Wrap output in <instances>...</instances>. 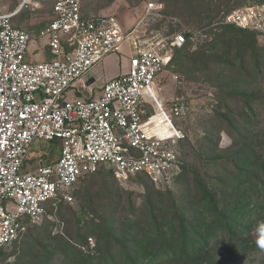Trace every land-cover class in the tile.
I'll return each mask as SVG.
<instances>
[{
    "label": "built area",
    "instance_id": "1",
    "mask_svg": "<svg viewBox=\"0 0 264 264\" xmlns=\"http://www.w3.org/2000/svg\"><path fill=\"white\" fill-rule=\"evenodd\" d=\"M46 6L52 19L37 37L50 59L33 61L32 35L14 17ZM145 8L158 10L160 1ZM143 19L125 29L113 13L85 15L83 0H18L0 12V250L16 243L27 223H40L49 204L71 202L78 181L102 165L170 188L178 183L186 133L175 116L182 104L166 106L155 87L186 39L148 36ZM224 21L264 36V4L235 7ZM116 53L128 58L127 67L103 83L100 95H75ZM36 140H57L58 157L26 170Z\"/></svg>",
    "mask_w": 264,
    "mask_h": 264
},
{
    "label": "rangeland",
    "instance_id": "2",
    "mask_svg": "<svg viewBox=\"0 0 264 264\" xmlns=\"http://www.w3.org/2000/svg\"><path fill=\"white\" fill-rule=\"evenodd\" d=\"M147 1L83 0V8L88 15L113 13L130 27L144 17L140 27L148 36H185V44L175 50L155 87L166 106L174 101L182 104L175 121L186 133L178 146L185 161L184 177L170 188L144 175L127 176L102 165L78 181L71 202L51 203L40 223H27L17 242L0 250V264H75L66 262L60 245L68 241L85 254L94 253L96 237L90 233V224L99 216L112 225L116 241L123 240L125 245L132 238L134 219L152 221L155 208L167 220L175 218V224L178 210L193 220L190 213L194 199H201V182L219 195L222 203L226 200L235 205L243 190L237 186L238 193L230 192L244 158L238 154L247 152L252 161L264 163V36L228 27L224 21L231 9L264 4V0H159L160 8L151 12L146 11ZM17 6L18 0H0V12ZM49 12L46 6L41 11L22 10L14 17V24L32 35L33 61L50 59L37 37L52 19ZM186 33L191 36L187 38ZM203 53L208 55L207 62L195 63ZM58 145L36 140L26 170L55 160ZM256 176L261 178L262 172ZM256 196L264 199V190ZM80 231L88 235L87 242L79 239ZM247 235L255 240L264 236V218L253 216ZM112 248L117 252L121 245L115 242ZM205 256L201 264H264V244L235 255L216 247ZM162 264L169 263L164 259Z\"/></svg>",
    "mask_w": 264,
    "mask_h": 264
},
{
    "label": "trees",
    "instance_id": "3",
    "mask_svg": "<svg viewBox=\"0 0 264 264\" xmlns=\"http://www.w3.org/2000/svg\"><path fill=\"white\" fill-rule=\"evenodd\" d=\"M228 27L238 28L234 25ZM241 31L247 30L242 29ZM186 36L189 38L191 33H186ZM246 46L249 47V45ZM199 57L201 60L196 58L195 63L205 64L204 62L208 60V55L204 53ZM52 143L58 144V141L53 140ZM246 153L242 151L238 154V158L243 155L244 158L241 159L240 170L235 175L236 186L230 189L231 193L236 194L238 193L236 187H243L235 205L227 203L224 199L222 203L221 197L201 182L199 185L201 199L198 201L194 199L190 213L193 220L184 217L178 210L175 213L178 219L175 224V218L167 220L155 208L152 221L134 219L135 221L130 224L132 225L130 233L132 238L126 245L123 240L116 241L112 225L105 223L107 220L103 216L93 217L90 233L96 237V246L93 249L95 252L85 254L81 249L65 241L60 248L66 262L121 264L119 260L123 259L122 264H142L145 261L162 264L164 259H167L169 264H201L205 255L216 247L218 249L227 248L228 252L233 255L239 250L245 252L250 248H257L262 244L261 241H264V236L255 240L248 236L247 232L253 216L264 218V199L256 196L258 192L264 190V163L261 165V163L252 161L251 154ZM245 170L250 173H246ZM258 171L262 172L261 178L256 176ZM185 172L186 169L182 174L183 177ZM255 197L257 199H254ZM78 235L82 243L87 242L88 235L83 236L81 231ZM115 242L121 245L117 252H114L112 248Z\"/></svg>",
    "mask_w": 264,
    "mask_h": 264
},
{
    "label": "crops",
    "instance_id": "4",
    "mask_svg": "<svg viewBox=\"0 0 264 264\" xmlns=\"http://www.w3.org/2000/svg\"><path fill=\"white\" fill-rule=\"evenodd\" d=\"M83 11L85 15H88L86 14L84 8ZM120 21L122 22L123 20L120 19ZM129 25L125 26L123 24L125 29L129 28L130 27ZM30 57L32 58V56ZM127 64H128V58L125 57L124 55L119 53L109 55L107 58L104 59V61L100 65L95 67L91 72H89L86 75V79L90 86L87 89H85L84 92H78L77 89H75L76 95L88 96L91 94L90 91H92L93 96L100 95L103 83L107 79L120 73L123 68L127 67Z\"/></svg>",
    "mask_w": 264,
    "mask_h": 264
},
{
    "label": "snow or ice",
    "instance_id": "5",
    "mask_svg": "<svg viewBox=\"0 0 264 264\" xmlns=\"http://www.w3.org/2000/svg\"><path fill=\"white\" fill-rule=\"evenodd\" d=\"M262 244H264V241H261Z\"/></svg>",
    "mask_w": 264,
    "mask_h": 264
}]
</instances>
